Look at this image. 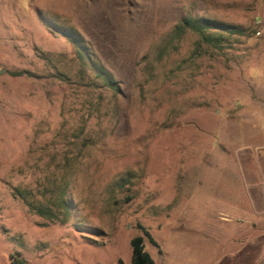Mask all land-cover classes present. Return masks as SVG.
Masks as SVG:
<instances>
[{"label": "rangeland", "instance_id": "obj_1", "mask_svg": "<svg viewBox=\"0 0 264 264\" xmlns=\"http://www.w3.org/2000/svg\"><path fill=\"white\" fill-rule=\"evenodd\" d=\"M263 110L264 0H0V264H264Z\"/></svg>", "mask_w": 264, "mask_h": 264}, {"label": "trees", "instance_id": "obj_2", "mask_svg": "<svg viewBox=\"0 0 264 264\" xmlns=\"http://www.w3.org/2000/svg\"><path fill=\"white\" fill-rule=\"evenodd\" d=\"M185 30L192 31L198 34V38L200 41L209 43L210 41L220 39L219 36L215 39L211 36V34L206 33L208 30H219V32L224 33H232L233 28L231 26H226L220 24L216 21L205 20V19H192V18H184L174 27V36L178 37L183 34ZM65 37L72 43V46L76 50L77 60L80 64L87 65L89 69L94 73L93 76L95 79L101 81L105 87L116 90V86L113 83V80L110 77L109 72H107L103 67L96 64L90 59V57L86 56L83 51L82 45H80V41L72 36L70 32L65 34ZM41 214L42 211H40ZM140 235L133 237L129 241V249H130V264H153L150 256L143 250V241L146 239L151 245L155 246V242L151 239L149 233L142 227L137 226ZM21 264V261L19 262ZM121 264V263H119Z\"/></svg>", "mask_w": 264, "mask_h": 264}, {"label": "crops", "instance_id": "obj_3", "mask_svg": "<svg viewBox=\"0 0 264 264\" xmlns=\"http://www.w3.org/2000/svg\"><path fill=\"white\" fill-rule=\"evenodd\" d=\"M264 111V110H263ZM261 130H253L250 132V136L252 138V144L253 145V150H256L258 152H264V137H258L259 132ZM264 133V131H263ZM253 136H256L258 138H254ZM264 165V162H263ZM254 188H252L253 192L250 195V203L249 207L252 208L254 214H259L262 211H264V188L260 187L259 183H253ZM264 185V183H263Z\"/></svg>", "mask_w": 264, "mask_h": 264}]
</instances>
